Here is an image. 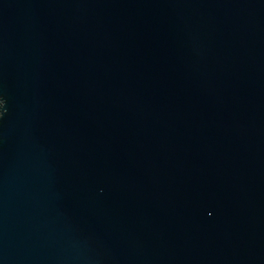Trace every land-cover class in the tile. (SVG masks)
I'll list each match as a JSON object with an SVG mask.
<instances>
[{"label":"water","instance_id":"1","mask_svg":"<svg viewBox=\"0 0 264 264\" xmlns=\"http://www.w3.org/2000/svg\"><path fill=\"white\" fill-rule=\"evenodd\" d=\"M0 264H264V0H0Z\"/></svg>","mask_w":264,"mask_h":264}]
</instances>
